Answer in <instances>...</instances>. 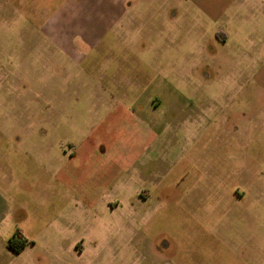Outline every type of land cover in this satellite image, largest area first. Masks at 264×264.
<instances>
[{
	"label": "rangeland",
	"instance_id": "374dc122",
	"mask_svg": "<svg viewBox=\"0 0 264 264\" xmlns=\"http://www.w3.org/2000/svg\"><path fill=\"white\" fill-rule=\"evenodd\" d=\"M192 1L159 0L149 12L159 20L138 12L145 25L130 41L128 69L115 71L103 67L108 53L120 50L114 44H98L83 59L75 44L66 54L46 38L43 11L0 0V165L18 166L10 203L28 244L15 255L0 246V264H264V0H207V9ZM152 21L162 23L161 38L151 35ZM129 81L142 100L165 103L153 119L155 139L150 133L141 142L125 119ZM203 109L213 128L193 121ZM221 127L238 137L193 139ZM90 132L101 134L109 166L97 187L95 179L85 192L65 189L55 167L67 164L69 144ZM203 147L207 154L197 152L196 163L208 169L178 165ZM76 166L68 162L71 172ZM220 174L227 183L200 199L201 181ZM145 188L149 200L136 194ZM178 191L184 199L176 201ZM243 191L260 206L238 203L235 192ZM154 244L165 251H153Z\"/></svg>",
	"mask_w": 264,
	"mask_h": 264
},
{
	"label": "crops",
	"instance_id": "0c3cea01",
	"mask_svg": "<svg viewBox=\"0 0 264 264\" xmlns=\"http://www.w3.org/2000/svg\"><path fill=\"white\" fill-rule=\"evenodd\" d=\"M28 1L29 0H19V8L28 7L30 11H43L45 20L44 33L46 35V38L51 42L64 46V48L60 46L59 47L63 52H66V54H69V50L74 44L78 45L81 50L83 49L80 53L81 59L86 58L91 49H95L98 44L112 43L114 44L113 48H120V50L115 53H108L106 58L110 59V62H106L103 66L106 69L113 68V70L115 71L117 69L123 68L121 67L122 65L124 66V69H128L125 62L126 60H130L133 55L132 46L130 45V43L132 42L130 41L132 38L140 37L138 35H140L141 26L145 25V20L143 19L145 16H139L138 12L142 11L144 14H148V17L150 19L159 20V15L150 17L149 14L151 8H155L153 4L159 2V0H43L42 4L39 6H36L34 3H29ZM196 1L197 0L192 1V3L194 2L193 4H195L194 6L202 9L211 8L212 6L210 3L206 2L207 0ZM192 3H189V5H191ZM156 8L157 10L167 9L166 6H156ZM175 15V10L172 9L171 18H175ZM209 17H212V15H209ZM151 24L152 26H154V28L150 29L152 33L151 35H157L158 37H156V39L161 38L162 27L160 26V24L162 23L152 21ZM171 29L173 30V28ZM84 51L86 52V54L84 53ZM75 52L76 50H73V55H75ZM79 58L77 56V59ZM119 86H121V82L119 83ZM124 86H130V91L128 92V95L124 93L123 100L127 98L129 100V103L128 100L122 102L123 114L125 115V119L134 122L135 128L132 130L133 135H135L134 137L139 138L141 142H145L147 140V137H149V134L151 133L153 139H155L158 134L156 133V131H154L155 120L153 119H155L156 116L160 115L157 112L159 111V109H161V107L164 106L165 103H161V101L156 97H152L148 101L142 100L140 98V95L138 93L136 94V91L135 93L132 92V86L135 85H133L130 81L128 83L125 82ZM138 87L139 86H137V88ZM172 101H174V99H172ZM177 107H179L178 101ZM208 110L209 109L199 110V112L193 117V121L195 122V124H198L201 121L207 122L208 126L204 127L205 129H208L210 127L213 128L215 124L213 118H210V114L208 115ZM222 124L223 123H220L221 126ZM220 125L218 124L217 128H219ZM5 135L6 134L2 131L1 127L0 138H3ZM25 135L30 134L28 133ZM200 135H202L200 138L207 137L208 139L213 136L215 138L222 137V135H235L236 137H238V134L236 133L230 134L228 131L223 130V127L220 128V131H205L195 133L193 139L196 140ZM15 136V139L18 142L17 144H19V142H21V136ZM129 138L131 137L129 136ZM131 140L134 139L131 138ZM69 145L73 148L74 151L68 157V162L70 160H72V162H75L77 160L76 167L79 166V168L76 170V172L75 170L72 172L69 170L68 162L65 165H61V168L55 167V164L51 159V161L49 162V167L52 170L55 167L57 171L55 177L59 179L60 186L67 189L69 184H72L74 185L76 191L79 189L81 192H85V186L86 190H89V182L96 179L97 187L99 183L98 174L101 173L102 167L109 166V162L111 161L107 157L108 150L102 143L101 134H97L96 136L90 132L85 135H81L80 142H71ZM197 152L202 154V158H205V155L207 154V150L205 149V147L201 148L199 151L195 150V152L193 153L189 151L187 155L180 156L178 165L183 167V170L189 171L198 170L199 168L203 170L208 169L209 167L207 165H199L196 163V159L198 156ZM220 157V160L222 161L221 165L225 167L224 171H227V161L229 159L228 152L225 151L224 155L221 154ZM100 159L104 160L103 166L100 165ZM17 167L18 166L0 165V246H2L3 249L5 248L13 255L19 254L20 252L14 253L12 251H9L6 248V243L11 235L19 232L18 228H16L17 224L13 213L19 211V209H17L15 203H13V205L12 203H10V195L15 194L17 191L18 182L15 179V177L18 176ZM104 174L107 179H110L111 169L107 168L106 173L104 172ZM114 177L115 174L112 176V178ZM182 181L183 178L181 176L178 182L173 184V189L179 190L178 188L180 184H182ZM201 182H203L202 185L204 186V191L202 192L200 199L208 198V194H210L209 190H212L213 187H221L227 183V176H221L220 174V178L207 180L203 179ZM194 184H196V182ZM150 187L156 191L159 189V184L150 183ZM236 192V200L238 201V203H242V205L244 203H248V205L252 204L253 210H255L258 205L260 206V200L251 198L250 196L245 194V191L241 192V194H237ZM176 193L177 195L173 196V198L178 197L175 199L176 201L179 199L182 200L184 196L180 194V191ZM136 194L139 195V198H141V200H149L151 198L147 188L142 189ZM185 195L188 200H191L193 198L190 197L189 193ZM79 196L81 197L82 195ZM92 197L94 196L92 195ZM215 197L210 196V199H215ZM227 214L228 211L222 213V215ZM152 250H155L156 252H158V254L165 251L158 249V245L156 244L153 245Z\"/></svg>",
	"mask_w": 264,
	"mask_h": 264
},
{
	"label": "trees",
	"instance_id": "16d2710c",
	"mask_svg": "<svg viewBox=\"0 0 264 264\" xmlns=\"http://www.w3.org/2000/svg\"><path fill=\"white\" fill-rule=\"evenodd\" d=\"M26 244L27 240L19 232H16L8 239L6 248L14 253H19Z\"/></svg>",
	"mask_w": 264,
	"mask_h": 264
},
{
	"label": "flooded vegetation",
	"instance_id": "af4514ba",
	"mask_svg": "<svg viewBox=\"0 0 264 264\" xmlns=\"http://www.w3.org/2000/svg\"><path fill=\"white\" fill-rule=\"evenodd\" d=\"M10 251V250H9Z\"/></svg>",
	"mask_w": 264,
	"mask_h": 264
}]
</instances>
